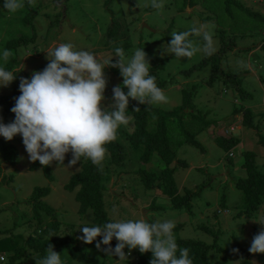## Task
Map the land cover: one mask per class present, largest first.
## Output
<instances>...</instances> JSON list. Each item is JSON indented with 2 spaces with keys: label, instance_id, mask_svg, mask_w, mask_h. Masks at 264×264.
<instances>
[{
  "label": "rangeland",
  "instance_id": "obj_1",
  "mask_svg": "<svg viewBox=\"0 0 264 264\" xmlns=\"http://www.w3.org/2000/svg\"><path fill=\"white\" fill-rule=\"evenodd\" d=\"M32 1L31 6L28 4L10 13L3 8L4 0H0V66L13 69L17 78L26 76L30 79L34 71L43 70L48 63L47 50L59 43H71L74 50L91 51L98 57L106 56V59L109 55H115V47L122 46L125 61L132 58L137 48H143L151 65L150 74L157 81L166 82L161 89L167 102L151 105L171 111L181 105V91L195 86L186 111L201 115L211 124L209 128L201 129V123L191 117H185L182 121L184 129L194 134L200 143V149L183 140L177 128V119L166 123L169 148L177 159L186 163L178 166L173 173L178 195L186 191L196 192L188 211L183 207L173 208L159 189H148L143 185L137 172L158 175L162 165L155 153L150 156L149 162H143L141 158L145 148L129 147L123 141L122 136L133 130L127 110L128 123L119 126L116 138L124 146L125 157L119 164H111L109 152L106 151L102 162L105 173L102 180L103 208L107 217L111 221L144 218L150 223L170 220L180 227L176 231L173 229L175 238L200 241L206 245L216 242L222 249L230 251L235 246L249 249L253 234L264 228L260 224L264 223V200L255 213L244 215L242 212L246 206L235 183L246 177L241 166L243 152H252L258 170L264 172V145L258 143L254 130L241 125V114L234 116L232 112L239 107L250 109L255 123H259V134H264V0H239L241 7L229 5L226 0H162V10L152 8L151 0H65L64 18L61 8L56 6L59 0ZM242 7L250 11L253 17L245 13ZM28 12L33 13L25 18ZM200 24L208 25L213 33V52L222 47L220 31L223 32L225 44L229 39L233 40V47L223 52L219 72L215 73L210 83V66L194 69L188 75L181 73L200 63L205 56L203 52L187 58L176 57L167 50L172 31L181 32ZM21 37L28 39L26 46L12 48L10 42ZM190 39L198 46L204 43L202 37L193 35ZM6 45L11 47L7 48ZM5 49L12 53L7 62L2 58ZM104 73L108 84L102 104L107 108L112 102V88L121 85L125 93L127 88H123L119 69L106 67ZM225 74H239V87L249 97L241 99L238 90L229 83L224 84L222 80ZM13 85L14 81L7 87H0V96L9 94ZM129 101L133 100L129 98ZM14 118L4 115L0 106L3 123L8 124ZM152 122L148 121L150 129ZM231 127L233 130H230ZM224 130L239 139L229 158L213 139L215 132L221 135ZM0 140L7 148L15 147L17 152L14 167L10 166L13 171L8 176L2 168L4 162L1 163L0 238L17 235L24 238L35 229L34 224L28 226L35 207L33 191L35 188H48L49 193L42 201L56 210L63 226L61 234L72 232L79 246L93 258V264H127L126 261H134L138 249L129 251L126 247L123 251H129L130 255H126L127 260H120L102 255L101 250L96 248V243L102 237H97L91 244L78 239L83 235L80 231L82 227L93 226L92 211L88 210L81 217L74 192L64 188L69 177L79 171V163L69 166V162L60 165L53 161L50 164L53 175L50 181L44 177L41 169H31L32 161L21 135L17 134L11 141L0 136ZM67 224L71 225L68 229ZM104 247L101 244V248ZM60 255L63 264H83L81 259L71 258L67 252ZM221 256L213 249L209 251L211 262ZM249 259L250 264H259L255 255ZM17 264H35V260L25 256ZM227 264H238V260H229Z\"/></svg>",
  "mask_w": 264,
  "mask_h": 264
},
{
  "label": "clouds",
  "instance_id": "obj_2",
  "mask_svg": "<svg viewBox=\"0 0 264 264\" xmlns=\"http://www.w3.org/2000/svg\"><path fill=\"white\" fill-rule=\"evenodd\" d=\"M28 2L31 4L32 0ZM24 6V0H4L3 4L10 13ZM150 6L157 10L164 8L162 0H151ZM193 35L202 37V46L190 39ZM170 36L167 50L176 57L191 58L198 52L210 55L215 50L213 33L206 24L193 25L181 32L172 31ZM46 53L48 63L43 70L34 71L30 79L20 78V95L14 98L15 104L10 109L14 120L5 124L0 119V136L11 141L17 134L21 135L29 160L39 161L41 166L47 167L53 161L63 163L65 155L71 152L69 166L84 157L102 167L107 151L105 145L117 138L120 125L128 123L129 98L139 104L167 102L156 77L150 74L151 65L143 48H137L132 58L125 61L123 47H115L113 53L119 57L116 62L108 55L106 59L91 51L74 50L71 43H59ZM10 56L11 51L5 49L3 60L7 62ZM106 67L119 69L123 88H127L125 93L121 85L114 86L112 102L107 108L102 104L108 84ZM15 74L0 66V87L9 86L16 79ZM139 110V107L133 108V111ZM174 227L170 220L153 223L144 218L116 220L102 226H84L80 229L83 235L78 239L91 244L102 237L96 248L120 260H127L123 251L127 247L129 251L138 249L141 254L151 252L149 264H193L189 249L178 248ZM113 238L117 241L114 249L110 246ZM101 244L108 247L102 249ZM248 251L264 254V228L253 236ZM33 258L35 264H63L60 253L54 251L51 244L44 257Z\"/></svg>",
  "mask_w": 264,
  "mask_h": 264
},
{
  "label": "trees",
  "instance_id": "obj_3",
  "mask_svg": "<svg viewBox=\"0 0 264 264\" xmlns=\"http://www.w3.org/2000/svg\"><path fill=\"white\" fill-rule=\"evenodd\" d=\"M33 2V1H32ZM229 5L241 7L242 3L239 0H226ZM29 4L28 0L25 5ZM32 4V3H31ZM29 4V6H31ZM149 7L148 9H150ZM245 13L251 15L250 11L244 7L241 8ZM33 12H28L25 18L31 17ZM222 38V47L217 52H212L210 55L204 56L200 63L193 65L191 68L185 71H181L184 75L190 74L194 69L210 66L212 75L208 82L210 83L215 73L219 72L220 60L223 52L226 49H231L233 46V40L225 44L223 32L219 33ZM28 39L25 37L17 38L10 42L12 48L17 46H26ZM11 46H7L10 48ZM6 70H11L9 67H5ZM224 84H231L234 89L238 90V96L243 99L249 97V94L241 89L238 84L239 74H225L223 75ZM25 78H27L25 76ZM20 78L14 80V85L10 87V93L7 95L0 96V106L4 110V115L14 117V114L10 109L15 104V97L20 95L18 84ZM159 88L164 87L166 82H159L156 80ZM195 91V86L190 89H183L182 92V103L175 107L171 111H163L159 108L152 106L149 103L139 104L138 101H129L128 114L131 117L132 132L124 134L123 141H125L129 147L136 148L143 146L145 153L141 160L145 163L150 161V156L155 153L158 156V160L162 165L158 175L153 173H147L145 171H138V175L143 185L146 188H157L165 195L171 203L173 208H185L188 211L191 209V200L196 195V192L186 191L183 195H178V189L174 182L173 173L178 166H183L186 163L176 158V155L169 148L168 134H167V121L177 119V128L179 134L182 135L183 140L196 148L202 149L200 143L195 139L194 134L184 129L182 121L185 117H191L193 120H197L201 123V129L209 128L210 122L204 120L201 115L195 114L188 109V103L191 100L192 94ZM134 107H139V111H133ZM241 114V125L249 130H254L255 134L258 135V143L264 145V134H259V123H255L254 114L248 108L239 107L234 108L232 114ZM153 121L152 128H148V121ZM152 131V132H150ZM264 131V130H263ZM214 142L227 153V157L230 156V151L238 146L239 139L231 136L230 134L224 133L219 135L217 132L213 135ZM106 150L109 152V161L111 164H119L125 157L124 146L118 141L114 140L105 145ZM1 158L0 161V174L2 172L1 163H7L9 166L14 167L17 152L15 147L7 148V146L0 140ZM72 159L71 152L65 155L63 163L64 165ZM77 163H79L80 169L77 173L72 174L69 180L64 185V188L68 191L74 192L75 200L78 203V214L82 217L88 211H92V222L93 225L102 226L106 222H111L107 217L103 208V192L104 187L102 180L105 178L103 167L94 165L91 160L81 157ZM242 168L246 172V177L236 181L235 187L238 188L243 196V203L246 209L242 212L244 215H251L255 213L262 201L264 200V172L258 170L255 163V156L252 152H243ZM41 169L44 177L52 181L53 175L51 172L50 165L47 167L41 166L39 161L32 162L31 169ZM49 193L48 188H35L33 191V215L30 218V223L35 225V229L28 233L27 237L22 238L21 235H17L13 238H0V254H6L5 264H17L19 260L28 257L42 258L46 254V248L48 244L53 245V250L57 253L67 254L74 259H81L83 264H93V258L88 256V252L79 246V242L76 236L71 232L67 234H61L62 223L58 220L56 210L50 205L44 203L42 198ZM36 198V199H35ZM242 213H239L241 215ZM47 217L48 219H45ZM70 224H67V229L70 228ZM180 228L178 225L174 227V231ZM74 229V228H72ZM73 234V235H72ZM256 232L253 234V236ZM178 248H188L189 257L192 259L193 264H227L229 260H238V264H250L249 257L255 255L259 264H264V254L257 253L252 254L248 249L235 246L234 249H238V252L233 250H224L216 242L212 245H206L200 241L186 240L175 238ZM20 243V244H19ZM116 239L110 242V246L114 249L116 246ZM108 247V246H105ZM104 247V248H105ZM213 249L219 254H222L221 258L211 262L209 258V251ZM102 255H106L103 251L100 252ZM129 254V251L125 253ZM128 255V256H129ZM110 257H116L107 255ZM136 258L132 262L126 261L127 264H149L152 259V253L146 252L141 254L139 250L135 253ZM179 256V251L177 252ZM118 258V257H117ZM34 259V258H33ZM35 260V259H34ZM2 264V263H0ZM105 264V263H102Z\"/></svg>",
  "mask_w": 264,
  "mask_h": 264
},
{
  "label": "water",
  "instance_id": "obj_4",
  "mask_svg": "<svg viewBox=\"0 0 264 264\" xmlns=\"http://www.w3.org/2000/svg\"><path fill=\"white\" fill-rule=\"evenodd\" d=\"M64 2L65 0H59L56 3V6L58 8H61L62 18H64V14H65V7L63 6ZM109 56L112 58V60L118 61V57L116 55H109ZM2 168L4 169V173L6 176H8L9 173L13 171V169L8 164L5 163L2 165Z\"/></svg>",
  "mask_w": 264,
  "mask_h": 264
},
{
  "label": "built area",
  "instance_id": "obj_5",
  "mask_svg": "<svg viewBox=\"0 0 264 264\" xmlns=\"http://www.w3.org/2000/svg\"><path fill=\"white\" fill-rule=\"evenodd\" d=\"M230 130H233V127H231ZM263 130H264V127H263ZM231 155H232V154H230V156H231ZM0 257H2V259H0V263H4V262L6 261V257H5V255L0 254Z\"/></svg>",
  "mask_w": 264,
  "mask_h": 264
}]
</instances>
